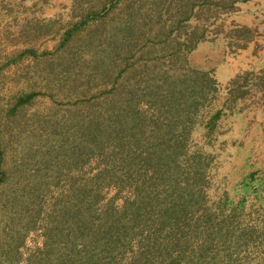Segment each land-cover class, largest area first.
Masks as SVG:
<instances>
[{
    "label": "rangeland",
    "instance_id": "374dc122",
    "mask_svg": "<svg viewBox=\"0 0 264 264\" xmlns=\"http://www.w3.org/2000/svg\"><path fill=\"white\" fill-rule=\"evenodd\" d=\"M130 59L205 84L181 200L118 140L83 153L88 121L149 82ZM157 111L139 105L161 135ZM0 264H264V0H0Z\"/></svg>",
    "mask_w": 264,
    "mask_h": 264
},
{
    "label": "trees",
    "instance_id": "16d2710c",
    "mask_svg": "<svg viewBox=\"0 0 264 264\" xmlns=\"http://www.w3.org/2000/svg\"><path fill=\"white\" fill-rule=\"evenodd\" d=\"M96 15H90L87 20H83L68 30L65 35V41H69L79 29L85 27L90 18L96 20ZM124 51L128 52L125 54L127 59H129L132 57L131 52L134 51V48H124ZM132 59L128 60L130 64L127 63L128 68L121 72V74H125L131 70L133 73L130 76L135 75L136 78V73L145 72L149 82L146 83L134 77L133 79L135 80H131L132 78H130L125 82L127 95L125 98L126 102L122 103L124 111L117 115H99V117L88 121L86 131L88 141L87 147L84 146L83 148V153L86 156H91L100 151L102 143L118 140L123 148L121 153L126 154V156L122 157V164L123 167L126 166L125 169L129 170L133 167L129 163H137V165L141 163L145 167L146 174L144 175L146 177L152 175L151 177L154 178L156 176L168 175L167 178L171 183H177L174 189L179 191L176 193L181 200V194L186 189L181 186L179 181V177L183 176L180 173V158L186 155V142L191 135L194 116L202 104L207 101V94L201 92L204 91L205 84H201L199 87L196 83H190V79L192 78L190 75H172L170 70L163 69L164 66L157 63L151 65L145 61H137L135 65L131 63ZM114 66L109 65V68L113 69ZM191 72L198 78L206 76V74H200L194 70ZM106 74H108V69ZM194 79L196 80L197 78ZM160 91L162 97L158 94ZM142 101L156 106L157 112L165 120L162 121L163 125L166 124V132L164 134L159 135L160 125L158 121H153L149 124L140 118L139 105ZM173 114L177 117L178 129L176 130L174 129V120L169 118ZM167 115L168 118L166 117ZM148 126L150 129H148ZM124 139H127L125 140L128 142L126 143L127 146L123 144L125 142H120ZM174 146L180 147L179 153ZM194 159L197 160L198 155ZM150 172H153V174H149ZM137 188L140 190V187ZM178 195L165 208L166 212H171V217L167 220V223L170 225V233L177 232L182 222L180 212L187 211L186 207H180ZM92 198L93 200L98 199L99 194H94ZM193 201V197H190L189 204H192Z\"/></svg>",
    "mask_w": 264,
    "mask_h": 264
}]
</instances>
